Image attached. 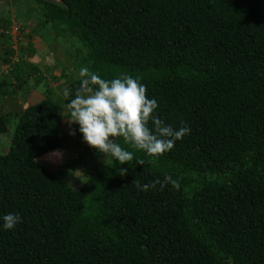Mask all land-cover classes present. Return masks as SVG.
Wrapping results in <instances>:
<instances>
[{
  "label": "trees",
  "instance_id": "obj_1",
  "mask_svg": "<svg viewBox=\"0 0 264 264\" xmlns=\"http://www.w3.org/2000/svg\"><path fill=\"white\" fill-rule=\"evenodd\" d=\"M35 1L41 23L78 40L77 73L61 99L0 112V133L12 130L0 264H264V0ZM84 66L139 78L155 114L190 132L156 163L120 139L130 165L109 159L69 184L39 156L59 147ZM166 175L178 189L136 187ZM8 213L21 218L11 230Z\"/></svg>",
  "mask_w": 264,
  "mask_h": 264
},
{
  "label": "clouds",
  "instance_id": "obj_2",
  "mask_svg": "<svg viewBox=\"0 0 264 264\" xmlns=\"http://www.w3.org/2000/svg\"><path fill=\"white\" fill-rule=\"evenodd\" d=\"M79 77L80 86L66 105L69 115L65 119L70 124L79 125L83 141L102 154L107 165L109 159L118 161L120 165H130L133 161L134 152L122 147L117 142L120 139L131 149L150 157L148 163H156L174 148L176 141L190 132L185 126L176 130L166 125L155 114L158 102L148 98L147 87L139 78L121 74L117 78L104 79L87 66L80 68ZM63 96L69 99L72 90L64 88ZM70 134L75 135V131ZM138 163L143 165L145 161L139 160ZM117 172L120 176L128 174L125 168H117ZM135 183L137 189L143 191L154 189L157 184L163 189L168 183L179 188L177 181L167 175L163 181L144 185ZM2 219L3 228L8 230L21 222L19 214L15 213H8Z\"/></svg>",
  "mask_w": 264,
  "mask_h": 264
},
{
  "label": "crops",
  "instance_id": "obj_3",
  "mask_svg": "<svg viewBox=\"0 0 264 264\" xmlns=\"http://www.w3.org/2000/svg\"><path fill=\"white\" fill-rule=\"evenodd\" d=\"M48 1L61 3L60 0ZM36 4L38 3L35 0H0V27L18 19L22 25L20 45L23 47L22 52L27 54L22 64L15 65L14 84H10V78L4 77L0 72V112L22 109L27 103L40 100L47 90L44 78L47 64L44 61L51 52L48 40L55 41L61 35H57L49 23H41L40 5ZM51 43L55 47V43ZM8 51L7 40L0 36V65L9 55ZM53 71L59 74L57 70Z\"/></svg>",
  "mask_w": 264,
  "mask_h": 264
},
{
  "label": "rangeland",
  "instance_id": "obj_4",
  "mask_svg": "<svg viewBox=\"0 0 264 264\" xmlns=\"http://www.w3.org/2000/svg\"><path fill=\"white\" fill-rule=\"evenodd\" d=\"M36 6H38V4H36ZM15 20L18 21V19ZM21 40L22 39H20L17 44V52L20 59L16 64H22L27 57L25 56L27 54L22 52L23 47L20 45ZM48 41L51 45V47L49 46L51 52L47 54L45 57L46 60L44 61L47 64L45 70L46 76L44 77L47 86L45 93L51 94L57 99H61L62 89L65 82L69 78L74 77L77 73L78 40L75 37L65 38L61 35V37H58L55 41ZM42 42L44 45V41ZM51 42L55 43V47H52ZM53 70H57L59 74H56ZM7 78H10L12 82L16 81L15 77H13V73L11 77H8L7 75ZM64 112L65 116L63 118L62 129L63 138L59 147L45 152L39 156V159L54 170L66 172V181L73 186H78L85 178L84 175L98 168L105 161V157L98 153L97 150L89 147L88 144L83 141V135L79 131L78 124H70L65 119L69 115L66 106ZM11 131L12 130L9 129V133H0V150L7 149V143ZM72 131H75V135L70 134ZM57 153H59V155H56Z\"/></svg>",
  "mask_w": 264,
  "mask_h": 264
},
{
  "label": "built area",
  "instance_id": "obj_5",
  "mask_svg": "<svg viewBox=\"0 0 264 264\" xmlns=\"http://www.w3.org/2000/svg\"><path fill=\"white\" fill-rule=\"evenodd\" d=\"M0 34H3L7 40L8 47L11 50L7 56V60L0 65L1 74L11 77L13 68L16 62L19 61L20 56L17 52V44L22 36V25L20 22L14 20L6 26L0 27Z\"/></svg>",
  "mask_w": 264,
  "mask_h": 264
}]
</instances>
